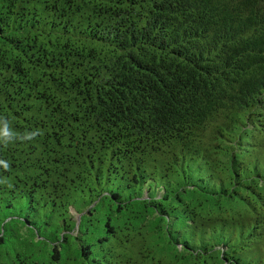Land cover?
<instances>
[{"label":"trees","instance_id":"16d2710c","mask_svg":"<svg viewBox=\"0 0 264 264\" xmlns=\"http://www.w3.org/2000/svg\"><path fill=\"white\" fill-rule=\"evenodd\" d=\"M4 131L0 264H264V0H0Z\"/></svg>","mask_w":264,"mask_h":264},{"label":"clouds","instance_id":"9594fccd","mask_svg":"<svg viewBox=\"0 0 264 264\" xmlns=\"http://www.w3.org/2000/svg\"><path fill=\"white\" fill-rule=\"evenodd\" d=\"M8 135H9V133L7 131L0 133V137H2V138H6ZM29 138H31V137H29Z\"/></svg>","mask_w":264,"mask_h":264},{"label":"water","instance_id":"95a60500","mask_svg":"<svg viewBox=\"0 0 264 264\" xmlns=\"http://www.w3.org/2000/svg\"><path fill=\"white\" fill-rule=\"evenodd\" d=\"M77 220L79 221V217L77 218Z\"/></svg>","mask_w":264,"mask_h":264}]
</instances>
